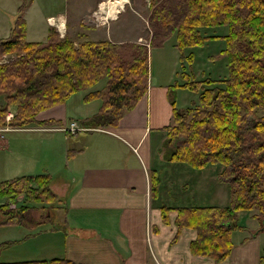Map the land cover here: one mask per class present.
<instances>
[{
	"label": "trees",
	"instance_id": "obj_1",
	"mask_svg": "<svg viewBox=\"0 0 264 264\" xmlns=\"http://www.w3.org/2000/svg\"><path fill=\"white\" fill-rule=\"evenodd\" d=\"M31 2L21 0L10 35L0 38V125L8 122L11 107L16 110L11 124L28 125L39 121L36 116L41 110L86 91L85 102L97 97L102 102L82 123L117 126L147 91L151 48L162 46L175 35L181 52L182 81L171 84L173 121L165 127L168 134L160 150L167 160L188 162L197 168L222 164L219 177L231 188V202L226 206L177 207V234L185 226L195 228L192 251L221 262L235 246L233 231L244 227L242 211L249 210L262 221L253 233L264 230V0H142L149 10L150 45L134 40L93 39L84 30L61 36L53 26L45 40H29L24 12ZM80 25L90 27L83 22ZM217 26H227L226 33L209 34L203 29ZM219 38L225 41L220 53L225 56L226 75L194 77L191 68L195 52L189 48ZM101 81L105 83L97 86ZM181 86L199 92V101L178 106L176 90ZM41 122L61 121L53 118ZM51 179L50 174L38 173L0 181V197L6 198L0 203L5 217L0 224L35 222L39 216L31 210L44 201L50 202L51 213L35 224L54 217L60 199ZM160 180L153 169V198L158 197ZM20 195L25 198L18 204ZM171 209L166 204L161 207L165 223L170 222ZM11 242L1 243L0 250ZM0 264L95 263L62 256Z\"/></svg>",
	"mask_w": 264,
	"mask_h": 264
},
{
	"label": "crops",
	"instance_id": "obj_2",
	"mask_svg": "<svg viewBox=\"0 0 264 264\" xmlns=\"http://www.w3.org/2000/svg\"><path fill=\"white\" fill-rule=\"evenodd\" d=\"M100 1L95 0L88 10L87 20L80 16V23H91L92 18L89 20V17ZM20 3L21 0L18 4L15 0H0V38L10 35ZM104 11L102 9V15ZM24 16L29 40H45L52 26L61 36L81 30L76 22L70 21L67 10L50 14L37 0H32L27 6ZM97 28L95 26V30ZM131 40L143 41V38ZM168 40L160 47H165ZM171 50L174 55L161 54L160 60L164 64L157 72L160 77L157 85L152 80L156 72L152 74L151 68L147 91L133 108L123 114L115 127L75 133L57 128L64 122L76 120L67 101L41 110L36 123L26 126L10 124L12 128L5 131V139L0 145V181L26 174H50L52 189L60 199L54 217L35 224L43 216L41 214L35 222L24 224V228L33 230L31 234L23 239V236L21 239H7L13 241L8 244L14 241L27 244L19 253H25L29 258L12 261L66 256L78 262L95 264H211L206 259L211 256L194 253L191 249V241L197 236L195 228L185 226L177 234V207L226 206L231 202V188L219 177L222 164L209 163L197 168L188 162L163 157L160 149L168 134L165 127L173 121V105L169 96L171 84L182 81L179 75L181 52L176 40ZM220 70L223 76L226 75L227 67ZM204 73L212 76L213 72L208 70L201 74ZM184 88L187 87L181 86L176 90L177 96ZM197 94L199 98V92ZM15 111V107L10 108V112ZM53 118L59 119L61 124L41 122ZM14 131L21 132V135L8 138L7 132ZM60 136H63L61 142L56 140ZM52 139L61 147V155L64 156L59 168L40 159L44 157L46 147L53 143ZM36 146L43 150L36 153ZM69 147L72 148L70 152ZM38 169L42 171L36 172ZM153 169L161 179L157 198H153L151 190ZM196 190L203 195H197ZM170 199L177 202H167ZM206 201L213 203L206 204ZM164 204L172 206L169 223H165L162 217ZM1 214L4 216L0 211ZM240 221L244 227L233 231L235 246L221 264H261V258L264 261V230L258 233H253V230L260 227L262 221L249 210L241 212Z\"/></svg>",
	"mask_w": 264,
	"mask_h": 264
},
{
	"label": "rangeland",
	"instance_id": "obj_3",
	"mask_svg": "<svg viewBox=\"0 0 264 264\" xmlns=\"http://www.w3.org/2000/svg\"><path fill=\"white\" fill-rule=\"evenodd\" d=\"M109 1V0H108ZM107 0H101V9L102 4L108 2ZM16 4L20 2V0H15ZM40 6H44L46 9V12L50 14H56L60 10H67L69 13L70 21L76 22L78 27L81 30H85L88 32V36L90 38H110L115 41H120L121 39L125 40H131L135 37H141L143 38V41H146V38L148 36V6H145L142 2V0H128L123 9L117 13L116 17H111V13L109 14L107 10V13L101 12V18L102 16L105 17L107 20H101L99 19V13H95V10H99L100 5L98 4L96 9L93 11L92 15L89 17V20L91 19V23L89 24L90 27L94 28H86L84 29L81 27L79 19L80 16H83L85 20H87L88 10L91 8L93 4H95V0H37ZM10 5L11 3L8 2ZM95 8V5H94ZM92 10V9H91ZM103 19V18H102ZM88 25V24H87ZM94 25V26H93ZM95 26L98 27V30H95ZM206 29V32L209 34H222L224 31L227 30V26H217V27H210V28H203ZM176 40V36L173 35L168 42L165 44V47L161 48L154 47L151 50V68H152V74L156 72V75L152 76L153 83L157 85L159 82V75H157V72L162 69V65L164 62L161 59V54H171L174 55V52L171 50V46L173 45V41ZM225 41L224 40H209L205 46H194L189 48V51L194 50L195 52V61L192 64L191 71L193 73V76L198 78L202 75V72L205 71H212L213 73H209L212 76L218 77L219 75H222V69L223 67H226V64H224L222 58L225 56H222L220 51L224 48ZM215 54V58L211 57V55ZM171 58V57H170ZM169 62H172L171 59H169ZM167 66V65H166ZM228 69V68H227ZM194 70V71H193ZM197 72H200L199 74ZM165 77L166 74H165ZM181 78V77H180ZM182 79V78H181ZM104 81H101L99 85L104 84ZM86 91H79L77 93L72 94L68 99V105L69 110L71 112V115L77 119L80 122H83L85 116L92 115L97 109L98 106L101 104L102 100L100 97H97L91 101L85 102L84 101V94ZM178 106L180 107H186L193 103V101L199 100L197 92H194L190 89H183L178 92ZM78 105V106H77ZM36 123V122H34ZM63 132V131H62ZM84 132V131H81ZM55 133V132H51ZM65 133V132H63ZM4 134H6L4 132ZM21 135V132L14 131V132H7L8 138H16ZM63 140V136L57 137L56 140ZM76 139V138H75ZM53 140V139H52ZM53 143L47 148L46 152L44 154L43 158H40L44 162L48 164H56V167H61L64 162V156L61 155V147L56 143ZM14 145V144H13ZM36 153H40L43 149L36 146L35 148ZM53 157V159H52ZM52 159V161H50ZM50 161V162H49ZM219 165H216L215 167H218ZM42 169H38L36 172H40ZM197 180V179H196ZM197 195H203V193L199 190H196L195 192ZM205 194V193H204ZM213 195H211L212 197ZM185 200L186 194H184ZM24 196L18 197V204L22 203L24 201ZM180 200V202H185ZM6 198L0 197V203L5 202ZM167 202L174 204V202H177L175 199H170ZM206 204H212L213 202L206 201ZM58 203V202H57ZM56 203V204H57ZM60 204H63L62 202ZM178 204V203H176ZM181 204V203H180ZM51 204L50 202H41L38 204V207L31 210V213L38 217L39 215L48 216L51 212ZM1 219L5 218L0 215ZM60 217V216H58ZM29 218V217H26ZM39 228V227H38ZM37 228V229H38ZM44 227H41L42 229ZM35 229V228H34ZM39 229V230H40ZM33 230H30L29 228H24V224L19 223H12L8 225H0V244L6 242L7 239H21L20 237L25 238L28 234H31L30 232ZM35 232V231H34ZM44 237V236H42ZM42 239V238H41ZM33 241V240H32ZM27 243V242H26ZM27 244H17V242L14 241L13 244L4 245L3 248L0 250V261H12V259H23V258H29L27 254L25 253H19L21 252V247L26 246ZM14 257V258H12ZM206 259H209L211 264H221L222 262H218L213 258L207 257Z\"/></svg>",
	"mask_w": 264,
	"mask_h": 264
},
{
	"label": "bare ground",
	"instance_id": "obj_4",
	"mask_svg": "<svg viewBox=\"0 0 264 264\" xmlns=\"http://www.w3.org/2000/svg\"><path fill=\"white\" fill-rule=\"evenodd\" d=\"M127 1L128 0H109L102 5V9L107 10L109 14L111 13V17H116L117 13H119V11L123 9ZM102 18L105 19L104 16H102Z\"/></svg>",
	"mask_w": 264,
	"mask_h": 264
},
{
	"label": "built area",
	"instance_id": "obj_5",
	"mask_svg": "<svg viewBox=\"0 0 264 264\" xmlns=\"http://www.w3.org/2000/svg\"><path fill=\"white\" fill-rule=\"evenodd\" d=\"M69 128L71 130H76V129H79L80 127L76 122H73ZM4 129H5L4 127H0V143L2 142V139L4 137V134L2 133Z\"/></svg>",
	"mask_w": 264,
	"mask_h": 264
}]
</instances>
